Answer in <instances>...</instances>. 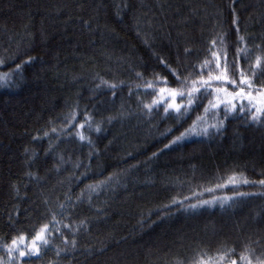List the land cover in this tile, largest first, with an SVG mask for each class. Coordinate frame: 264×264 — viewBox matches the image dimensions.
<instances>
[{"label":"trees","instance_id":"16d2710c","mask_svg":"<svg viewBox=\"0 0 264 264\" xmlns=\"http://www.w3.org/2000/svg\"><path fill=\"white\" fill-rule=\"evenodd\" d=\"M245 45L239 66L264 90V74L249 70L264 55V0H0V73L22 65L0 86L5 264L3 245L22 234L28 243L53 217L48 245L31 257L15 252L14 264L264 261V123L226 117L223 106L204 111L224 99L215 89H239L213 81L180 116L163 102L145 107L160 88H181L170 69L186 92L202 62L215 69L212 52L227 48L232 60ZM157 78L168 83L153 91ZM194 121L208 134L173 143ZM232 176L253 183L234 186Z\"/></svg>","mask_w":264,"mask_h":264},{"label":"snow or ice","instance_id":"6c2138e0","mask_svg":"<svg viewBox=\"0 0 264 264\" xmlns=\"http://www.w3.org/2000/svg\"><path fill=\"white\" fill-rule=\"evenodd\" d=\"M235 23V21H233ZM237 31H239L237 29ZM238 40L240 42L244 41V37H238ZM223 39H221V43H223ZM216 44V41H213V45ZM260 47V46H257ZM187 51V50H186ZM249 53V49L245 45V47H237L235 57L232 60L228 59V52L227 48H224L221 52H212V58L215 60L216 67L215 69H212V60L206 59L204 62H202L199 67L201 69V78L199 80H192L191 81V87L187 88V91L185 92V88L187 87V81L182 80L180 77L179 72L176 69H170V73L175 77L178 84L181 85L180 89H172V88H160V99H154L153 103L151 105H145L146 108L149 110L152 109L153 106L159 107L161 102L167 104V107H165L164 111L165 114H168L170 110H174L178 116H180L182 113H185L186 111H190L192 108L198 106V103L203 98V93L210 89L211 84L213 81L217 83H228L232 85L233 87L238 88L239 90L236 92L229 93L226 88H217L215 89V92L217 93H225V97L223 100H221L219 97L216 98V102L212 103L210 101L209 106H206L204 108L205 113L209 111V109H219L221 106L224 107L225 116L227 117L230 114H234L237 111L241 114L247 117L249 123L253 124H262L264 123V90L257 89L254 87V79L249 77L246 74V71L244 68L239 66V60L241 59H247ZM31 58L28 61H25L24 63H30ZM6 61L4 59H0V67L5 66ZM22 65H16L15 69H12L10 72L7 73H0V86H5L8 84V81L11 80V78L14 75H19ZM222 69V71H221ZM205 70H208L210 75L207 79L203 78V72ZM249 70L252 72L253 77L257 74V72H260L261 74H264V55H258L255 59L254 64L249 65ZM219 72L220 74L217 75H211V72ZM239 74V83L232 77H234L236 74ZM138 76L141 74H137ZM102 83H107L102 81ZM156 83H164L167 84L168 81L166 79H159L157 78L154 81L148 82L147 87L155 91L154 84ZM199 84V87L197 86ZM110 88L115 89L117 85L112 84L109 85ZM247 88V91L245 90ZM185 95L188 97L187 104H180L176 103V100L179 98L181 100L184 99ZM168 99H171V103H168ZM76 118L75 114H72L71 119L74 120ZM90 117L88 120L90 121ZM198 119H200L198 117ZM71 123V121H69ZM87 123V121H86ZM222 121L218 124H213L211 127L217 128L219 130V127L222 125ZM81 129L85 127L84 124H81L79 126ZM97 132L100 131L99 126L95 129ZM55 131V129H53ZM209 132V127L205 126L199 131L197 130L196 122H193V125L190 126L188 130H186L185 133H182L180 137H177L173 143H176L180 140H182L186 135L189 133L195 134V135H207ZM47 135V133H45ZM79 138L81 141L85 140L86 137L83 135V133H78ZM91 141L89 140V143ZM167 147V145H166ZM242 182L245 185L251 184L253 182L249 181L246 178H241L239 181L236 176H232L229 178V183H231L234 186H239V183ZM259 185L261 187H264V180L259 181ZM217 187H223L222 185H217ZM240 196H248L252 195L249 193H241ZM235 197H225L224 200H233ZM224 200L221 201V204L223 206ZM173 203H176V201H173ZM203 204L210 203L209 201H203ZM190 207H197V205H190ZM55 223V218L53 217V220L50 221L48 224L43 225L39 228V230L36 231L35 236L33 237L31 244H26L27 237L25 235H20L17 238H14L10 245L5 244L3 245L4 250L7 253L8 256V264H14L15 261V252H19V257H31L33 255H39L41 251L42 246H46L49 243L48 233L51 230V225ZM65 227H68L67 225ZM74 243V242H73ZM23 244L25 246V250L20 249V245ZM241 259H247L246 257H241ZM0 264H5V261L3 257H0ZM232 264H236V261H232ZM250 264V262H249ZM258 264H264V261H259Z\"/></svg>","mask_w":264,"mask_h":264},{"label":"rangeland","instance_id":"374dc122","mask_svg":"<svg viewBox=\"0 0 264 264\" xmlns=\"http://www.w3.org/2000/svg\"><path fill=\"white\" fill-rule=\"evenodd\" d=\"M32 241V240H31ZM31 241H29L28 243L27 242H25L26 244H31ZM23 247H25L23 244H21ZM20 245V246H21ZM25 249V248H24Z\"/></svg>","mask_w":264,"mask_h":264}]
</instances>
